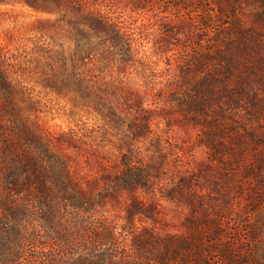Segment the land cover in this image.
Returning a JSON list of instances; mask_svg holds the SVG:
<instances>
[{
	"label": "trees",
	"instance_id": "16d2710c",
	"mask_svg": "<svg viewBox=\"0 0 264 264\" xmlns=\"http://www.w3.org/2000/svg\"><path fill=\"white\" fill-rule=\"evenodd\" d=\"M97 1L104 0H48L50 8L76 13V20L85 27L81 28L78 47L71 55L77 68H67L58 74L56 66L51 65L45 82L59 94L77 91V96L83 95L82 104L71 103L68 115L85 117L86 110L82 109H86L88 94H94L96 83L86 74L83 63L98 50L88 34L101 30L112 51L105 58L107 69L118 74L123 66L120 62L128 61L146 73V91L126 100L132 108L146 111L143 117L136 116L130 122L129 127L136 128L135 137L132 140L108 137V131H113L118 122L105 116L108 121L105 129L101 127L104 138L110 147H117L115 139H118L120 148L127 149L134 139L145 137L149 147L146 161H129L126 157L115 171L103 166L104 172L114 175L111 177L115 185L113 191L96 200L82 193L74 182L75 174L67 156L49 143L30 137L11 110V101V108L5 109L7 115L0 109V208L4 211L0 215V230L5 225L7 229L12 227L16 230L13 239L21 242L25 239L23 228L34 214L36 220L41 218L48 223L65 213H75L83 220L99 216L101 245L116 243L120 231L139 255L136 264H205L206 258L214 253L223 264H264V257L260 256L264 246L256 243L264 227L249 228L255 252L250 254L243 247L228 246L225 216L219 211L209 213L202 196V190L218 194L223 189L218 172L230 182L235 175L225 177V171H217L211 165H202L197 172L193 161H185L187 144L173 141L171 134L179 127L188 137L195 134L194 141L200 143L205 158L212 164L225 165L224 161L231 160L233 167L240 168L237 176L252 184L248 191L236 189L250 198L249 213H258L264 200V0H113L124 5L130 15L145 14L152 20L146 25V40L153 43L152 37L160 26L178 36L173 48L164 39L162 50L152 53L145 52L139 41L134 40L138 35L127 25L124 15L118 23L107 18L105 21L100 12L91 11L88 5ZM168 5L171 7L166 9ZM0 95L6 99L13 97L11 75L3 69H0ZM120 102H109V110H118L120 114L116 115L126 119L121 108L124 102ZM252 146L261 149L253 151ZM244 161L252 162H245L241 168ZM233 185L237 186L236 182ZM232 186L223 192L228 193ZM145 187L146 195L154 196L146 208L137 200L130 205L131 209L117 214L106 203L117 194L128 196ZM158 195L178 209L185 205L180 213L184 215L183 221L172 226L175 229H169L173 225L169 222L175 223L177 213L172 209L160 210ZM18 197L28 199L27 203L19 202ZM95 200L102 208L96 207ZM17 258H21L20 253L9 262Z\"/></svg>",
	"mask_w": 264,
	"mask_h": 264
},
{
	"label": "rangeland",
	"instance_id": "374dc122",
	"mask_svg": "<svg viewBox=\"0 0 264 264\" xmlns=\"http://www.w3.org/2000/svg\"><path fill=\"white\" fill-rule=\"evenodd\" d=\"M88 6L91 11L101 13L105 21L109 19L111 22L119 23L124 15L123 17L128 21L127 25L138 35L134 37V40L139 41L144 51L160 52L164 39L171 43L170 48L174 47L172 43H177L178 36L167 31L163 26H160L159 32L152 37L153 43L150 42L151 39L146 40V25L152 20L149 21L145 14L144 16L130 15L124 5L113 0L91 2ZM170 7L168 5L166 9ZM75 15L76 13H69L62 9L50 8L48 0H0V69L11 75L13 88V97L6 99L0 95V109L5 112L6 108L10 109L12 106L11 110L15 117L24 124L25 131L31 138L49 143L51 148L67 156L75 174L74 182L79 186L80 191L98 200L103 193L113 191L115 185L111 177L114 175L109 174L108 171L104 172L103 166L115 171L121 167L126 157L129 161H146L149 147L145 137L134 139V144L127 149H122L119 146L121 141L115 139L117 147L115 145L110 147L103 135V128L108 121L105 119L106 116L109 120L118 122L115 123L117 126H113V131H108V137L114 135L121 140L126 138L132 140L135 137L136 128L129 127L130 122L136 116L143 117L146 111L143 110L145 108L138 110L132 108L133 106L127 104L126 100H132L138 93L146 91V73L143 68L136 67L128 61V63L120 62L121 66L125 64L126 67L122 66L118 74L114 70L107 69L105 58L108 51L112 54L108 48L110 42H106L105 34L101 30L89 31L88 37L92 38L98 50L89 58H85L86 62L84 61L83 66L86 74L96 83V88L94 94H88L89 102L86 109H82L86 110L85 117L79 114L75 118H70L68 109L71 103L75 101L79 103L78 105L82 104L83 95L77 96V91L69 93L70 95L59 94L46 85L45 75L49 73L51 65L56 66L58 74L64 73L67 68H77L78 64L76 60L72 61L71 55L74 48L78 47V34L85 24L76 20ZM74 32L77 34L74 35ZM19 82L20 85L17 84ZM92 100L96 102L93 103ZM11 101L13 104L9 106ZM108 101L112 104L115 101L124 102L121 108L124 109L127 118L117 116L120 114L118 110V113L115 110L110 111ZM6 113L7 111L4 114L7 115ZM6 121H9V115ZM122 125L125 126L122 127ZM161 126L164 127V124L162 123ZM153 127L157 128L156 124H153ZM120 128L122 133L118 132ZM184 133L179 127L171 134L175 139L173 141H184L187 144H185L187 147L185 161H193L194 170L200 172L202 165H211L217 171H225V177L235 175L232 177L234 181L230 182L222 178L223 175L218 172V177L222 184L224 183L223 189L218 194L202 190V196L206 200L209 213L214 214L219 211L220 215L225 216L223 225L228 235L225 238L228 246L243 247L244 252L250 254L252 251L255 252L256 245L249 240V228L264 227V200L260 202L258 213H249L251 203L248 199L250 198L245 193L240 194L236 188L241 187L248 191L252 182L237 176V172L241 173L238 171L240 168L233 167L231 160L224 161L225 165L215 164V162L212 164L205 158L200 143L194 141L195 134H193L194 137L190 135L192 139ZM190 139L193 141L189 142ZM259 149L261 148L258 146L251 148L253 151ZM245 162L252 161H244L240 164L241 168L245 167ZM233 182H236L237 186H232ZM229 186H232L230 187L232 189L228 193L223 192ZM18 199L21 203H27L28 200L23 197ZM153 199L152 193L146 195L145 187L141 191L135 190L128 196L117 194L116 197L108 198L106 203L118 214L123 209H131L130 205L137 200L140 206L146 208ZM158 199L160 210L163 209L165 212L166 209H172L177 213L178 217L174 218L175 223L169 222L173 224L169 229H175L172 226L183 221L184 215L180 213L183 212L185 205L181 204L183 208L178 209L162 195H158ZM96 200V207L102 208ZM3 213L4 211L0 208V215ZM74 214L65 213L61 216L62 219L57 216L55 221L49 223L41 218L36 220L34 215L37 214H34L32 220H28L23 228L25 239L21 242L13 239L16 230H12V227L7 229L5 225L4 229L0 230V264L138 263L137 251L131 247L130 240L124 239L120 231L116 243L101 245L98 233L102 228V222L98 220L99 216L88 215L89 217L84 216L83 220L79 219V215ZM111 218L113 221L114 218ZM110 220L109 224H111ZM256 243L264 246V230ZM18 253L21 254V258H17L13 263L9 262L13 255ZM257 255L255 254L256 259ZM260 256L264 257V251L260 253ZM222 261L219 255L214 253L210 258H206L205 264H223Z\"/></svg>",
	"mask_w": 264,
	"mask_h": 264
}]
</instances>
